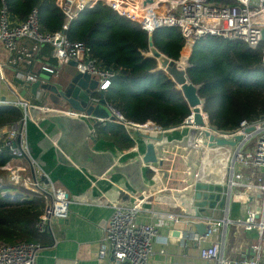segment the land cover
Wrapping results in <instances>:
<instances>
[{"label": "built area", "instance_id": "obj_1", "mask_svg": "<svg viewBox=\"0 0 264 264\" xmlns=\"http://www.w3.org/2000/svg\"><path fill=\"white\" fill-rule=\"evenodd\" d=\"M99 2L110 6L119 16L138 24L150 35L160 28H179L187 47L194 46L198 40L206 36L244 42L251 49H261L264 67V0H57L58 7L68 18L63 32L80 13L92 9ZM63 32L43 33L36 10L20 24L10 19L4 5L0 11V42L6 50L14 51L17 43L23 39L34 42L37 51L45 46L49 48L50 58L42 65L41 70L53 73L54 80L48 83L39 76V73L23 74L21 71L17 77L25 84L32 85L39 82L41 85L60 84L61 71L68 64L74 63L77 74L96 80L95 93L108 90L116 73L99 68L96 61L90 57V51L86 46L82 43L70 42ZM24 57L26 63L31 64L29 61H33L32 56L26 53ZM179 64L182 69L188 67L187 61ZM1 78L4 79L3 76ZM92 102L97 104L100 99L92 98ZM4 103L6 102L0 97V106ZM10 105L22 109L24 115L21 122L0 128V141L5 142L4 149L13 159V163L0 167V171L7 173V179L13 186L44 196L46 207L37 225L42 234L48 232L54 221L68 218L71 199L63 175L66 172L59 177L61 181L59 183H63L66 187L64 185L57 187L58 183L41 169L31 155L28 139L29 120H32L40 130L44 128L43 122L47 116H73L76 120L93 119L102 124L118 123L129 133L154 132L152 124L136 125L127 122L112 108L111 118L101 119L70 111L64 106L66 103L63 105L65 108L61 106L56 108L38 106L25 98H18ZM251 127L254 130L246 133V129ZM193 128L191 116L182 126L169 130L161 129L158 138L149 136L145 141L147 139L153 143H158V140L162 143L170 141L168 133L177 130H181L180 137L183 136L184 139ZM90 132L93 135L95 133L94 129ZM213 134L226 139H233L237 135L244 137L238 148L215 147L202 150L199 154L198 173L193 188H196L198 183L221 186L224 190L220 201L226 205L225 216L221 219L196 218V220L184 221L187 232L183 239L191 240L198 245L200 258L207 264H264V119L254 124L243 121L239 130L233 134L219 131ZM255 139L256 142L253 143ZM192 143L197 148L200 147L202 137L196 136ZM133 152L136 153L135 150ZM14 160H27L29 167L17 165ZM216 165L218 167L214 169H221V173L217 172L214 177L206 180L205 170L207 172L209 167ZM5 188L3 179H0V190ZM230 202L240 204L249 202L242 218L230 219ZM139 211L138 202L128 208L115 207L100 245V260L111 258L115 264H149L155 253L154 243L160 235L159 230L152 224L139 222ZM169 220L179 222V219L173 215H169ZM196 224L207 225L208 229L204 236L199 235L197 231L189 232V229ZM229 225H237L246 232L257 233V241L251 246L253 254L244 255L241 262L224 255L225 241L217 236L220 229H226ZM41 251L40 243L17 245L0 243V264H37L36 260Z\"/></svg>", "mask_w": 264, "mask_h": 264}, {"label": "trees", "instance_id": "obj_2", "mask_svg": "<svg viewBox=\"0 0 264 264\" xmlns=\"http://www.w3.org/2000/svg\"><path fill=\"white\" fill-rule=\"evenodd\" d=\"M3 5L10 19L19 24L36 10L40 29L46 34L63 32L68 22L57 0H0V11ZM63 33L70 42L84 44L99 68L116 73L109 89L94 97H103L106 106L127 122L153 123L169 130L182 126L191 117L183 93L159 68L150 49L151 38L159 53L179 63L186 46L179 28H160L150 35L99 2L80 13ZM186 73L198 88L208 124L219 132L233 134L243 121L254 124L264 119L261 49H251L241 41L206 36L192 47ZM23 115L22 109L2 104L0 128L21 122ZM58 123L64 130L62 123ZM93 124L100 140L121 151L134 147L135 142L123 125L97 121ZM4 143L0 141V167L13 163ZM0 179L6 185L0 190V243H41L44 237L37 225L46 207L44 196L13 186L5 172L0 171Z\"/></svg>", "mask_w": 264, "mask_h": 264}, {"label": "crops", "instance_id": "obj_3", "mask_svg": "<svg viewBox=\"0 0 264 264\" xmlns=\"http://www.w3.org/2000/svg\"><path fill=\"white\" fill-rule=\"evenodd\" d=\"M35 47L34 42L23 39L17 43L16 49L10 52L0 42V97L10 104L16 99L22 98V92L26 90L27 97L25 99L33 104L59 108L66 101L61 97L57 98V94L49 95L40 88L37 95H33L31 89L22 85L20 82L23 80L17 77L21 71L23 74L43 72L42 65L47 63L50 58L49 48L45 46L41 49L38 48L40 50L37 51ZM192 47L185 46L180 62H188ZM26 53L33 58L32 62L29 61L31 64H27L23 59ZM74 65V63H70L64 67L61 71L62 76L60 75L59 78L60 82L67 85L70 83L69 75L77 74ZM176 88L180 90L178 85ZM92 98H95L94 95ZM64 106L68 107V104L66 103ZM36 113L41 114L40 112ZM55 119H64V116H47L43 122V130H40L32 120L28 121L31 155L41 169L55 183H58L57 187L64 185L59 183L61 182L59 177L63 172H66L63 175H65L67 187L64 186L71 199L68 218L54 221L48 232L43 234L44 238L40 243L42 251L37 257V264H115L111 258L105 261L99 258V249L105 236V228L115 207L128 208L136 202L140 203L139 222L152 224L159 230L160 237L154 243L155 253L149 264H207L200 258L198 245L191 240L183 239L187 232L184 221L196 220V218L221 219L225 216L226 205L224 203L222 206L217 203L216 206L198 207L194 193L185 194L191 188L190 184L195 182L198 167L192 170L190 168L189 172L184 174L178 168L176 171L173 169L176 163L170 164L167 170L160 164H148L142 171L143 180L148 186L147 188L157 189L149 194L136 190L127 174L121 172V168L127 163L133 162L137 158L140 159L145 154L146 145L151 142V140L145 141V139L149 136L158 138L161 134V127L150 123L153 125L154 132H127L135 145L129 150L121 151L114 145L100 140L93 124L96 120H79L87 124L90 130L94 129L93 135L86 128L77 126L76 122L69 124L63 122L64 130H61ZM181 133V130L169 132L170 141L167 142H182L184 139H182L183 136L180 137ZM93 138L96 142L93 141ZM59 152L65 154L69 164H65V161L59 158ZM91 152L110 154L113 161L96 159L90 162V166L94 170L92 173L90 168L79 166L73 160L76 158L80 162H86L89 158L88 154ZM176 156L177 154H174L173 159H176ZM180 160L181 158L178 162ZM112 162L118 166L119 170L112 174L107 173V165H111ZM14 163L29 165L27 160H14ZM214 168L215 166H211L207 172L205 170L206 180L214 177L217 172L221 173V169L216 168L215 170ZM128 174L131 173L128 172ZM184 188L186 189L183 190ZM248 204L230 202V219L242 218ZM169 215L179 219V222L169 220ZM194 231L197 230L195 226H192L189 232ZM177 232L179 236L175 235ZM217 236L225 241L224 255L236 262H241L244 255L251 256L253 254L251 246L257 241L256 232H246L237 225H229L226 229H220Z\"/></svg>", "mask_w": 264, "mask_h": 264}, {"label": "water", "instance_id": "obj_4", "mask_svg": "<svg viewBox=\"0 0 264 264\" xmlns=\"http://www.w3.org/2000/svg\"><path fill=\"white\" fill-rule=\"evenodd\" d=\"M150 49L151 55L159 61L160 69L164 70L172 78L175 84L179 86L180 91L183 93V96L188 102L192 112L191 116L194 128L191 129L188 136L184 138L182 142L162 143L160 142V140H158V143H148L146 145V152L141 159L129 162L123 168H121V172L123 174H127V177L131 184L134 186V188H136V190H140L144 194H149L152 191H157L156 188H147L148 186H146L143 180L142 171L143 168L145 169V166H147L148 164H160L167 170L170 164L176 163L173 169L176 171L178 168L180 172L187 174L190 168L191 170L197 169L199 154L202 150L212 149L215 147L238 148L244 138L242 135H237L233 139H226L215 136L213 132H217L218 130L208 124L207 117L203 113L204 102L200 99L198 95V88H196L189 80L186 73L187 68H180L179 63L174 62L159 53L158 50L153 46L151 38ZM39 76L42 79L46 80L48 83H51L55 78V75L53 73L46 72L40 73ZM68 81L70 82L68 85L64 82H60V84L56 85H41L40 82L30 85L25 84V82L23 81H21L20 83L26 88H30L33 95H37V91L40 88L52 95L57 94V98L61 97L64 101H66V103L68 104V109L70 111H77L86 114L90 110V107L94 105V103L92 102V97L96 94L94 92L97 89L96 80L86 75L72 74L69 75ZM21 97H27L26 90H23ZM97 105H100L102 108V112L101 114H99L100 116L97 115L98 118H111V107L106 106V102L103 97L100 99V102L97 103ZM55 121L61 123L76 122V125L80 128L83 127L90 131L87 124L76 120L73 116L64 117V119H55ZM253 130L254 128L251 127L247 128L245 132L250 133ZM194 136L202 137V144L198 148L192 143L191 139ZM93 141H95L94 138ZM84 143L86 144L85 140ZM174 154H177L176 159H173ZM64 155L65 154L61 152L58 153L59 158L63 159V161H65V164H69L70 162H67ZM88 157L89 158L86 162H80L79 159L76 158H73V160L79 166L90 168L89 170L92 173L94 170L91 168L90 162L96 159H109L110 161H113L112 155L106 153L98 154L91 152L88 154ZM180 158L181 160L180 162H178ZM172 159L173 161L171 162ZM107 166V173L112 174L119 170L118 166L113 162L111 163V165L109 164ZM128 172H130L131 174H128ZM103 174H105V172H103ZM190 185H192L191 188L187 190L185 194L191 195L192 193H194V197L198 202V207H207L208 205L216 206L219 202L223 206L224 202L220 201V199L221 193L224 189L221 186L209 185L206 183H198L196 185V188H193V182ZM195 228L197 230V233L201 236H204L208 229L207 225L205 224H196ZM175 235L179 236L178 232L175 233Z\"/></svg>", "mask_w": 264, "mask_h": 264}, {"label": "rangeland", "instance_id": "obj_5", "mask_svg": "<svg viewBox=\"0 0 264 264\" xmlns=\"http://www.w3.org/2000/svg\"><path fill=\"white\" fill-rule=\"evenodd\" d=\"M62 105H64V103H62ZM61 108H65V107L61 106ZM101 112H102L101 106L97 105V104H94V105H92L90 107V110L86 113V115H88V116H97V115L101 114ZM194 139H196V136H194L191 140L193 141ZM255 142H256V139L253 140V143H255ZM215 167H218V165H216ZM6 183L9 184L8 181H6Z\"/></svg>", "mask_w": 264, "mask_h": 264}, {"label": "bare ground", "instance_id": "obj_6", "mask_svg": "<svg viewBox=\"0 0 264 264\" xmlns=\"http://www.w3.org/2000/svg\"><path fill=\"white\" fill-rule=\"evenodd\" d=\"M110 147V146H109ZM111 148V147H110Z\"/></svg>", "mask_w": 264, "mask_h": 264}, {"label": "flooded vegetation", "instance_id": "obj_7", "mask_svg": "<svg viewBox=\"0 0 264 264\" xmlns=\"http://www.w3.org/2000/svg\"><path fill=\"white\" fill-rule=\"evenodd\" d=\"M78 158H80V157H78Z\"/></svg>", "mask_w": 264, "mask_h": 264}]
</instances>
